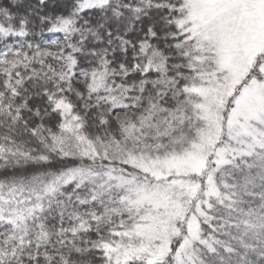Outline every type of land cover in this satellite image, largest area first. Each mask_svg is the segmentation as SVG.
<instances>
[{
  "label": "snow or ice",
  "instance_id": "6c2138e0",
  "mask_svg": "<svg viewBox=\"0 0 264 264\" xmlns=\"http://www.w3.org/2000/svg\"><path fill=\"white\" fill-rule=\"evenodd\" d=\"M0 264H264V0H0Z\"/></svg>",
  "mask_w": 264,
  "mask_h": 264
}]
</instances>
